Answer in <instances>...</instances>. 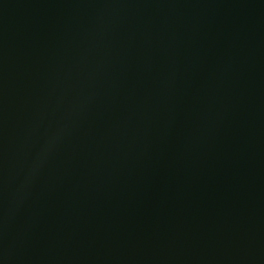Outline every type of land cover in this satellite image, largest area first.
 <instances>
[{
	"label": "water",
	"instance_id": "obj_1",
	"mask_svg": "<svg viewBox=\"0 0 264 264\" xmlns=\"http://www.w3.org/2000/svg\"><path fill=\"white\" fill-rule=\"evenodd\" d=\"M0 264H264V0H0Z\"/></svg>",
	"mask_w": 264,
	"mask_h": 264
}]
</instances>
